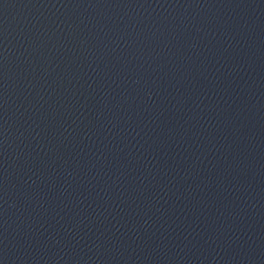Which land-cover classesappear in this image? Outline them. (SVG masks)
I'll use <instances>...</instances> for the list:
<instances>
[{
	"label": "water",
	"instance_id": "water-1",
	"mask_svg": "<svg viewBox=\"0 0 264 264\" xmlns=\"http://www.w3.org/2000/svg\"><path fill=\"white\" fill-rule=\"evenodd\" d=\"M0 264H264V0H0Z\"/></svg>",
	"mask_w": 264,
	"mask_h": 264
}]
</instances>
